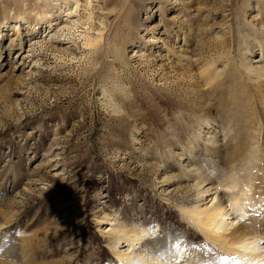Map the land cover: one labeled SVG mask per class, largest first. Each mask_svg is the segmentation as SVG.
Wrapping results in <instances>:
<instances>
[{
  "label": "rangeland",
  "instance_id": "1",
  "mask_svg": "<svg viewBox=\"0 0 264 264\" xmlns=\"http://www.w3.org/2000/svg\"><path fill=\"white\" fill-rule=\"evenodd\" d=\"M15 1L0 0V264H121L122 229L206 250L181 213L202 177L221 191L253 167L264 192V0Z\"/></svg>",
  "mask_w": 264,
  "mask_h": 264
},
{
  "label": "bare ground",
  "instance_id": "2",
  "mask_svg": "<svg viewBox=\"0 0 264 264\" xmlns=\"http://www.w3.org/2000/svg\"><path fill=\"white\" fill-rule=\"evenodd\" d=\"M15 2L21 3L19 0ZM53 3L54 0H52V2H46L45 4L42 3L41 6L47 7L48 4L51 5ZM39 4L38 0H34V7L36 6L37 8ZM76 4L77 7H79V1H77ZM42 9L45 15L50 14V9ZM19 17H21V14ZM83 37L87 45L95 46L102 40L103 36L102 34H84ZM251 60L252 64L249 65L250 70L258 71L262 66L261 63L263 62V58L256 57ZM17 66L18 65L15 67L17 68ZM227 148H229V146ZM232 150V152H237L240 163L247 158L246 155H243V151L238 145L232 148ZM217 152L221 153V149L218 148ZM253 169L254 168L251 167V171H248L249 174L245 173V177H248V179L244 178L243 181L246 180V182L238 179L236 181L234 180V182L231 181V183L227 182L226 188L221 191L217 190V186H201L205 180L211 182L214 179V177H202L203 180L201 179L202 182L198 185V203L191 208L184 207L181 209L182 217L189 221L191 226L193 225V227L202 234L206 242L211 244L207 246L206 250L200 248L193 257V254L190 255L185 248L177 250L174 247V243L177 240L176 237L169 238L168 236L166 245L160 247L162 245L159 244V242H150L149 238H147L148 232L144 229L134 233L130 230L122 229L117 232L116 241H118V243L128 242L130 246L116 252L119 263L190 264L193 259H197L200 262L199 264H201L209 255L207 251L211 253L220 250L223 252H221V255L227 257V263L223 264H264V214H260L261 216L259 217L253 212L254 210L252 208V206H257L258 202H262L263 198H256V193L260 191L259 188H261V186L258 187L254 184L256 179L254 180L253 177ZM259 170H261V167L257 169V171ZM257 171L255 172L257 173ZM259 184L263 185V181L260 180ZM213 189H215V191L211 192ZM260 194L264 195V192L261 190ZM246 216H248V219H243ZM230 218L237 220H230ZM10 221H0V236L5 234L4 232L7 230L6 228ZM112 229L113 228L108 227L107 232ZM4 238L5 239H1L3 242L0 241L1 248L9 246L5 242L8 239L6 235H4ZM161 249H166V252L160 255ZM233 257H235V259H233Z\"/></svg>",
  "mask_w": 264,
  "mask_h": 264
},
{
  "label": "snow or ice",
  "instance_id": "3",
  "mask_svg": "<svg viewBox=\"0 0 264 264\" xmlns=\"http://www.w3.org/2000/svg\"><path fill=\"white\" fill-rule=\"evenodd\" d=\"M174 247H175L177 250H179V249H180V243L177 242V243L174 245ZM0 251H3V250L0 249ZM221 259H227V257H221ZM233 259H235V257H233Z\"/></svg>",
  "mask_w": 264,
  "mask_h": 264
}]
</instances>
